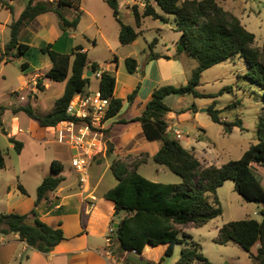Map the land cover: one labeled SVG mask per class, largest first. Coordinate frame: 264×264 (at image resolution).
Here are the masks:
<instances>
[{"label": "trees", "instance_id": "trees-1", "mask_svg": "<svg viewBox=\"0 0 264 264\" xmlns=\"http://www.w3.org/2000/svg\"><path fill=\"white\" fill-rule=\"evenodd\" d=\"M105 1L121 26V44L134 42L141 32L123 21L119 0ZM154 1L166 14L175 18L176 31L180 33L176 42L177 54L184 53L195 59L197 66L192 70L187 84L157 87L142 115L129 122L141 123L148 140L161 142L158 152L153 156L154 161L179 175L182 180L166 183L148 179L139 172V166L147 162L146 158L135 160L132 164L122 158L114 159L112 171L118 183L104 194L105 198L115 203V219L112 225L119 224L112 235L113 243L117 245V252L120 254L133 250L142 254L147 244L158 246L166 243L168 247L164 255L168 257L173 255L176 245L182 244L180 257L175 264H213L202 252L200 244L182 231L181 225L192 223L195 227H201L222 215L223 207L218 188L229 179L234 181L236 191L248 201L264 202V185L254 172V167L264 166V104L257 122L258 141L252 143L240 158L217 166L204 164L193 151L168 133L169 123L165 117L172 112V108L167 105L165 99L172 94L215 98L217 94L199 90L203 72L239 56L243 57L248 65L249 71L245 77L262 89L264 103V42L261 47L257 46L255 33L249 31L239 17L226 10L217 0ZM80 4L81 0H29L21 15L11 23L10 41L4 47L0 41V64L3 61H13L29 49L28 44L20 42L21 31L42 13H56L63 30L77 28L81 18ZM6 6L12 9L8 4ZM67 9H75L77 15L69 19L65 13ZM132 13L138 27L146 17L167 22V18L157 11L152 0L145 2L142 11L138 5H133ZM158 42L159 38L156 37L149 43L150 59H171L169 55L154 51ZM42 52L48 54L52 61L46 76L52 81H67L65 90L47 114H39L31 103L13 106V113L25 112L42 127L56 126L66 120H78L68 112V107L77 94L85 92L90 83L86 69L94 74L102 71L99 88L102 94L111 100L105 120L119 113L123 99L115 96L116 76L113 72L101 70L98 62H90L81 45L76 46L72 53H62L54 49L52 44H47L42 47ZM125 65L129 73H134L137 71L138 61L130 56L125 59ZM22 68L26 69L27 64L23 63ZM139 88L138 85L128 96L130 102L136 98ZM215 103L214 101L208 108V113L215 122L225 124L226 132H232L235 126L244 129L240 120L222 122V110L216 109ZM4 110L5 107L1 106L0 129L8 134L2 121ZM9 140L14 143L16 152L21 153L24 142L15 136ZM112 152L113 145L109 143L107 154ZM5 167L6 157L0 147V169ZM63 169L61 161L52 162L53 173L46 176L38 187L36 204L47 200L49 193L61 185L65 179L61 174ZM19 188L27 192L23 185L19 184ZM28 219L32 220L31 224L27 223ZM0 233H18L30 247L43 253L50 252L65 239L64 230L60 226L54 227L41 220L35 209L31 214L2 213ZM229 242L236 243L247 251L253 264H264V219L259 221L249 218L225 223L219 229L217 243ZM256 243H259L260 247L257 254H254L251 249Z\"/></svg>", "mask_w": 264, "mask_h": 264}, {"label": "crops", "instance_id": "crops-1", "mask_svg": "<svg viewBox=\"0 0 264 264\" xmlns=\"http://www.w3.org/2000/svg\"><path fill=\"white\" fill-rule=\"evenodd\" d=\"M17 1L19 0H0V6L9 11L6 14H1L0 12V34H2L0 41L2 47L11 39V23L22 13V11H15ZM146 1L131 0L127 3L128 11H132V6L135 3L141 11L144 10ZM6 4L12 6V9L8 8ZM152 4H156L154 0H152ZM68 10L70 13H68ZM80 11L79 25L77 28L69 30L62 29L57 14L52 11L38 15L20 34V42L28 44L29 49L20 57L13 59V61H3L0 64V107H5L2 121L8 132V134H5L0 129V147L4 152L1 142L6 140L8 150H13L18 157V160L9 163L4 152L6 167L0 169V215L2 213L31 214L35 209L37 216L41 220L54 227L60 226L65 233V239L48 253H43L30 247L26 241L20 238L18 233H0V264H148V262L150 264H162L165 261L164 254L168 247L166 243L158 246L147 244L143 253L139 254V256L144 258L141 263L131 260L132 255H138L133 251L124 252L121 254L120 259L116 257L115 253L113 256L106 254L109 228L115 219V203L105 198L104 194L118 183L112 171L114 159L122 158L127 160V158L141 153L148 154L149 158H151L158 152L161 142L148 140L141 123L129 121L142 115L147 102L152 97L153 91L159 86L156 83L157 80L158 83L163 80L169 82L173 78L172 74L181 70L180 57H184L186 54H177L176 44L167 50L156 51L157 44L154 51L169 55L171 59H150L148 53L145 63L141 64L134 49L130 48L137 43L138 38L130 44H121L119 40L121 26L105 0H81ZM65 13L69 19H73L77 15L75 9H67ZM93 26L96 28L94 33L90 31ZM105 26L113 28L115 33L113 42L107 36L104 30ZM135 28H138L137 30L142 34V24L140 27L136 25ZM98 36L102 37V41L112 54L121 49L127 51L123 53L124 62L130 56L135 57L138 61L136 72L130 73V75L121 73L123 75L121 78L114 74L116 76L115 96L123 99V106L116 116L110 117L105 121L103 131L104 138L113 144V152L110 155L107 152H103V154L94 159L88 171V178L84 183L80 181L79 175L70 165L68 177L64 179L65 181L55 191L49 193L47 200L36 204L38 187L46 176L53 173L52 162L54 160L61 161L64 166L63 170H65L66 164H71L74 150L59 139L58 129L60 123L56 126L42 127L37 120L31 118L25 112L15 114L11 108L31 103L39 114L50 112L54 108L56 100L63 94L67 81H52L46 76L52 66V61L50 57L48 58V54H46L48 56H45V53L42 52V47L52 44L53 48L59 52L72 53L76 46L81 45L83 51L88 54L93 47L98 46ZM31 49H36L41 53L40 64L44 66V69H36V61L25 57ZM95 62L100 64L101 70H108L114 73V67L116 66L115 73L118 72V60L107 62L106 65L97 60ZM23 63L27 64L26 69L22 68ZM196 66L197 64H192L191 70ZM88 71L86 69V74ZM148 75L150 78L153 77V84L148 94L144 96L143 92L140 91L142 90L141 83ZM142 77L143 79H141ZM125 82L126 84L123 86ZM138 85L140 86L139 92L134 101L130 102L128 96ZM88 92L89 90L86 89L84 93L77 94L75 97ZM20 93L25 96V99L20 98ZM38 106H40L41 110L38 109ZM191 112L195 111L185 112L184 121L191 116ZM172 114L174 115L173 110L166 115L167 121ZM239 118L242 119V126H244L243 117L239 115ZM237 127L235 126V128ZM13 136L24 142V148L21 153L16 152L14 143L9 140ZM183 145L195 152L193 150L196 147L194 143L188 141L187 144ZM46 147H49L50 151ZM48 154L51 156L49 159L51 172L39 174L36 168L46 160ZM224 163L226 162L221 160L216 165L221 166ZM19 184L23 185L27 192H23L19 188ZM186 228H182V231L190 235L185 230ZM232 243L229 242L227 244ZM179 245L180 247L176 245L174 248L172 264H175L180 257L183 245ZM259 247L260 244L256 243L252 247L251 252L257 254ZM201 250L203 252L202 246ZM244 252L246 253L243 254L244 257L247 255L249 258L247 264H253L250 254L245 250ZM176 253H178V256H176ZM204 255L213 264H217L207 254L204 253ZM233 259L234 257H232L231 262L226 261L225 264H233ZM193 264L202 263L194 262Z\"/></svg>", "mask_w": 264, "mask_h": 264}, {"label": "rangeland", "instance_id": "rangeland-1", "mask_svg": "<svg viewBox=\"0 0 264 264\" xmlns=\"http://www.w3.org/2000/svg\"><path fill=\"white\" fill-rule=\"evenodd\" d=\"M28 1L29 0L17 1L15 4V11L23 12L24 6ZM130 1L131 0H119L121 17L126 24L136 27L133 13L132 11L129 12L127 7V3ZM217 1L225 9L238 16L249 31L255 33L256 45L261 47L264 41V0ZM54 2H57V0H54ZM155 6H157V11L167 18V22L161 19H153L152 17H146L143 20V32L138 37L137 43L133 47H130L134 49L141 64L145 63V58L148 53H150L149 43L152 42L154 38H159L156 51H164L173 47L180 37V33L176 31L174 16L166 14L158 5L155 4ZM0 12L1 14H6L9 11L0 6ZM68 13H70L69 10ZM95 29V26H93L90 31L94 33ZM104 30L113 42L115 40L113 28L111 26H105ZM0 38H2V34H0ZM98 39V46L93 47L88 53L89 60L91 62L97 60L103 65H106L107 62L118 60V72L115 73V66L114 74L116 76L118 75V77L120 76V78L121 76L123 77L121 73L130 75L123 60V53L127 51L121 49L116 51L115 54H112L102 41V37L98 36ZM126 48L130 49L129 47ZM45 56L48 55L45 54ZM25 57L30 58L32 61H36V69L44 67L40 64L41 53L38 50L31 49L27 52ZM192 64H197V61L187 55L180 57L181 70L179 72L173 71V78H171L169 82L163 80L161 83H158L157 80L156 83L159 85L158 87L168 84L176 86L187 84L192 75ZM247 66L246 60L243 57L237 56L205 70L202 75L199 90L204 93L217 94L215 98H196L191 94H172L165 100L174 113V115L172 114L170 115L171 117H168V133L172 135L175 129L181 130L184 135L181 142L183 144H187L188 141L194 143L196 145V147L193 148L196 152L194 153L197 154L196 156L206 165H216V163H219L221 160L228 162L232 159H238L252 143L258 141L257 122L264 104L262 99L263 91L257 84L245 77L246 73L249 71ZM141 79H143V77ZM99 82V79L95 75L90 76V83L86 89L91 92L97 90L99 88ZM125 84L126 82L123 86H125ZM152 84L153 77L150 78L148 75L141 83L142 90L140 91L143 92L144 96L148 94ZM214 101L216 102L214 107L222 110L220 114L222 122L242 121V119L239 118V115H241L244 120V129L241 130L238 127H233L232 132H226L224 123L215 122L208 113V108ZM193 105L195 106L192 108ZM38 109L41 110L40 106H38ZM190 110H194L197 113L191 112V116L187 117L184 121L183 118L186 116L185 112H190ZM102 131H104V129ZM104 142V152H107L109 143H112L107 141L106 138H104ZM1 143L9 163L18 160L17 154H15L13 150H8L7 141L4 140ZM47 150L50 151V148L48 147ZM148 151L150 152V150ZM50 157V154H48L46 160L40 163V166L36 168L39 174L51 172ZM143 158H146L147 162H144L145 164L140 166L139 171L148 179L153 181L159 180L166 183L182 180L179 175L173 173L167 167L156 163L153 157L149 158L148 154L141 153L134 157L127 158L126 161L132 164L133 161ZM70 165V163H67L65 170L62 172L64 178L68 177ZM254 172L264 185V166L254 167ZM218 195L223 207L222 215L212 219L201 227H195L194 224L189 223L182 225L181 228L184 229L187 227L185 230L192 235L195 241L201 244L203 252L207 254L214 263L225 264L226 261L231 262L232 257H234L233 264H247L249 258L247 255L244 257L243 254L246 253L238 244L232 243L228 245L217 243L219 229L222 225L232 220L252 218L262 221L264 219V202H254L245 199L236 191L235 183L231 179L225 181L224 184L218 188ZM177 246L180 247V245ZM113 247L116 253L117 245L113 243ZM176 256H178V253H176ZM116 257L120 259L121 254L117 252ZM143 259L144 258L139 256V254L132 255L131 257V260L136 263H141ZM164 259L165 261L162 264L173 263L172 256H164Z\"/></svg>", "mask_w": 264, "mask_h": 264}, {"label": "built area", "instance_id": "built-area-1", "mask_svg": "<svg viewBox=\"0 0 264 264\" xmlns=\"http://www.w3.org/2000/svg\"><path fill=\"white\" fill-rule=\"evenodd\" d=\"M93 75L100 79L102 71L93 73ZM20 95L21 99H25L24 95L21 93ZM110 103V98L105 97L100 88L74 97L68 107V112L78 120H66L59 124V139L74 150L71 165L80 175L82 183L86 182L89 168L95 157L104 152L105 142L102 130ZM172 136L180 140L183 138V133L179 129H175ZM115 229V225L111 224L106 248V254L109 256H113L115 253L112 238ZM133 252L135 251L133 250Z\"/></svg>", "mask_w": 264, "mask_h": 264}, {"label": "water", "instance_id": "water-1", "mask_svg": "<svg viewBox=\"0 0 264 264\" xmlns=\"http://www.w3.org/2000/svg\"><path fill=\"white\" fill-rule=\"evenodd\" d=\"M92 75H93V72L90 71V70H89V71L87 72V74H86V76H88V77H90V76H92ZM27 223H28V224H31V223H32V220L28 219V220H27ZM115 227L118 228V227H119V224L116 223V224H115Z\"/></svg>", "mask_w": 264, "mask_h": 264}]
</instances>
